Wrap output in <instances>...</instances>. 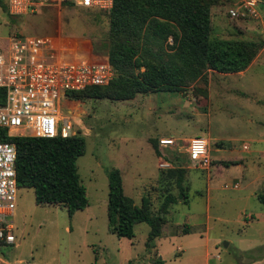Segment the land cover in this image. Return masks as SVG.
<instances>
[{
    "label": "rangeland",
    "instance_id": "1",
    "mask_svg": "<svg viewBox=\"0 0 264 264\" xmlns=\"http://www.w3.org/2000/svg\"><path fill=\"white\" fill-rule=\"evenodd\" d=\"M64 4L46 3L19 16L0 5V43L14 35L53 37L58 30L93 34L94 51L106 56L108 14ZM210 18L212 38L253 44L249 66L237 73L209 70L178 92L128 100L63 97L62 115L71 117L73 131L86 141L76 165L88 205L69 216L59 206L36 204L32 188H18L10 218L15 242L0 249V258L8 264H154L156 257L163 264H264V207L257 199L264 193V0H222L211 6ZM195 136L208 141L205 169L186 158ZM164 138L174 146L162 145ZM163 155L171 167L185 169V197L174 178L160 179L171 168L160 167ZM111 168L121 171L124 193L137 205L144 201L153 214L169 193L177 198L152 250L145 247V222L134 225L131 239L108 230Z\"/></svg>",
    "mask_w": 264,
    "mask_h": 264
},
{
    "label": "trees",
    "instance_id": "2",
    "mask_svg": "<svg viewBox=\"0 0 264 264\" xmlns=\"http://www.w3.org/2000/svg\"><path fill=\"white\" fill-rule=\"evenodd\" d=\"M222 0H114L108 14L109 35L106 56L114 70L105 85L68 92L71 99L108 98L128 100L137 94L178 92L205 77L209 70L237 73L245 70L255 56L251 42L211 37L210 8ZM0 5L5 12L4 0ZM65 5V4H62ZM8 13V12H7ZM169 40L171 42H169ZM15 145L18 188H32L35 203L64 208L69 216L88 205L86 188L77 172L76 160L85 153L84 135L77 131L62 137L8 134L0 128V142ZM158 155V142L151 139ZM185 169L173 166L160 179H175L180 196ZM169 193L157 214L144 201L137 205L123 190L121 171L108 170V230L118 237H134V225L145 222L149 231L146 249L156 246L162 234L168 206L176 201ZM264 207V193L257 195ZM154 264H163L156 257ZM130 264V263H127Z\"/></svg>",
    "mask_w": 264,
    "mask_h": 264
},
{
    "label": "built area",
    "instance_id": "3",
    "mask_svg": "<svg viewBox=\"0 0 264 264\" xmlns=\"http://www.w3.org/2000/svg\"><path fill=\"white\" fill-rule=\"evenodd\" d=\"M46 3H69L109 12L114 0H7L6 6L8 14L19 16L35 12ZM231 14L236 12L231 10ZM55 52L54 40L49 36L14 35L7 43H0V128H5L8 134L36 137L74 134L71 117L61 113L66 105L62 98L70 91L105 85L114 76L108 60L66 61ZM159 141L164 146L175 144L170 138ZM185 152L194 168L205 169L211 162L208 141L201 136L191 138ZM160 158V167H171L168 158L164 155ZM15 159V145L0 142V249L15 242L10 219L18 191ZM0 264L8 263L0 258Z\"/></svg>",
    "mask_w": 264,
    "mask_h": 264
},
{
    "label": "crops",
    "instance_id": "4",
    "mask_svg": "<svg viewBox=\"0 0 264 264\" xmlns=\"http://www.w3.org/2000/svg\"><path fill=\"white\" fill-rule=\"evenodd\" d=\"M56 46V56L66 61H102L107 56H100L94 51L93 34L90 36H72L61 34L58 30L53 37Z\"/></svg>",
    "mask_w": 264,
    "mask_h": 264
}]
</instances>
